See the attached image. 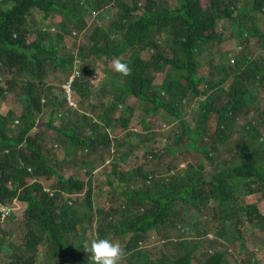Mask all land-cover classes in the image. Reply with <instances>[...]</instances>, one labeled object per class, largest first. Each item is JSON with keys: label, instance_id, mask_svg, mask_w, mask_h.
<instances>
[{"label": "trees", "instance_id": "1", "mask_svg": "<svg viewBox=\"0 0 264 264\" xmlns=\"http://www.w3.org/2000/svg\"><path fill=\"white\" fill-rule=\"evenodd\" d=\"M129 1L0 0V103L17 89L22 108L0 111V206L10 208L0 221V264H92L84 248L98 237L122 247L118 264L264 258V246L242 231L264 235V0ZM108 7L107 20L100 12ZM96 13L90 26L84 17ZM224 20L230 25L218 29ZM233 43L241 50L232 53ZM99 68L104 77L91 85ZM76 70L72 106L65 85ZM129 98L143 110L138 136ZM157 117L175 123L159 148L150 144L164 133H155ZM106 148L111 157L98 163ZM140 149L144 160L129 168ZM191 151L196 165L150 168L149 157L178 162ZM14 201L24 204L19 217ZM192 213L200 221H185ZM5 239L11 251L1 254Z\"/></svg>", "mask_w": 264, "mask_h": 264}, {"label": "rangeland", "instance_id": "2", "mask_svg": "<svg viewBox=\"0 0 264 264\" xmlns=\"http://www.w3.org/2000/svg\"><path fill=\"white\" fill-rule=\"evenodd\" d=\"M127 1H129V0H127ZM165 1H167L170 6H173L176 3L175 0H165ZM32 14L34 16V19L38 22V20L41 17L40 11H38L36 9H33L32 10ZM100 14L103 17H105V19L108 20L110 14H111L110 7L106 8L105 11H101ZM97 17L98 16H97V13H96V15H94V16H92V15L88 16L87 15L84 18L90 24V26H92L94 23L97 24L100 21V20H98ZM52 22H53L52 20H48V21H46V25H49L50 27H52L53 26L52 25ZM227 25H230V21L224 20V21L218 22L217 27H218V29L219 28H226ZM50 30L52 31L51 28H50ZM89 32H90V28H87L85 32H82L78 36V39L76 41H77V43L79 45H86V43L89 41L88 40V36H87V34ZM32 38H33V35L30 34L29 40H31ZM235 46H237L239 48V50H241L240 46H238L237 43H233L231 45V48H230V51L232 53L234 52L233 49H234ZM255 51H256V56H259L260 53L263 52L262 50L261 51L260 50L258 51L257 48H256ZM231 52L227 55V58H229L230 61L232 59L234 60V57L232 56ZM234 54L236 55L237 53H234ZM205 69H206V67L204 66L203 70H205ZM100 70H101L100 68L99 69H96L94 71V74H92L90 76V78L88 79V82L91 85L97 84L104 77V73L102 71H100ZM65 89H66V92H67V85L65 86ZM257 92H258V94L262 95V92L260 90L257 89ZM76 101H77V98L75 100H73L74 103H76ZM128 102H130L131 104L133 103V106L135 108V112L133 114V119H132V122L131 123H133V124L134 123H139L138 122V119H137L138 118L137 115H143V110H142L141 106L138 105V104H136V103H138V101L136 99L134 100L133 98H129V101ZM252 104H255V103L252 102ZM187 108L185 109V111H186V118H187V120L191 121V119L195 116L196 111H195V109H193L192 105H191V107H187ZM21 109H22L21 108V100L18 99V91H17V89H13L12 91L8 92L6 94V96H5V98L0 103V111L3 112V113L6 112L7 110H11V111H13L15 113H20L21 112ZM248 116L249 117H252L253 116V113L250 112ZM170 121H174V119H170V118L162 119L160 117H157V119L155 120V125H154V127L156 128L155 133L156 134L158 132H164V133L163 134L156 135V137H155L156 139H154L150 144L154 143L155 146H158V148H159V147H162V146L168 144L169 142H171L173 140L172 139V131L174 132V130L172 129L171 125L172 124H175V123H169ZM257 121H258V119L255 117L254 120H253V122L256 123ZM210 123L212 124V121ZM134 128H135L134 129L135 131H133V132H136L137 136L139 135L138 133L143 132V127L140 125V123L137 124V125H135ZM167 135H170V138L168 140L166 139V136ZM112 153L113 152H112V150L110 148H106V149H103V150H99L98 151V157L96 156L98 163H101V162L106 163L109 160V158L111 157ZM225 155H228V154H225ZM135 156H137V157H135ZM197 156L198 155H197V152L196 151H191V152H189L185 156L184 159H180L178 162H175V159H173L171 156L166 155V154H164V156L162 155V157H161L162 158V161H157L156 159L151 160L150 157L148 159H149V162L151 161L150 168L151 167H154L157 164L161 168H164L165 169V172H167L168 169L169 168H173L172 165L173 164H176V163H178V168H182V169L184 168V164L186 163V161H192V163L196 165L197 164ZM143 160H144L143 150L142 149L136 150L135 151V154L128 159V162L125 163V165L129 166V168H132V166L135 167L137 163H140ZM147 167H149V163L147 164ZM196 167H198V166H196ZM174 169H176V168H174ZM211 174H212V169L208 168L207 177H209ZM97 202L98 203L101 202V199L97 200ZM11 206L14 208L13 214L15 216L19 217L21 215L23 209H24V204L18 203L17 201H14L11 204ZM260 210L264 211V201L260 205ZM184 218H185V221H187L189 219L190 220H194L195 218L197 219L198 216L195 215V213H192V214L187 215ZM198 220L200 221V218H198ZM6 223H7V221H6ZM11 226H12V224H11ZM198 227H201V224H199ZM186 230L188 232H190V233H195V231L192 228V225H190V223H187L186 224ZM228 230H231V228L230 229L227 228L226 231H228ZM253 230H254V228H251L250 226H247V227L242 228V231L247 236L245 238L247 240V242L250 243V244H252V245H253V243H255V245H256L257 248L264 246V235L261 232L260 233L257 232V234L259 235V238L256 239L254 236L251 235L255 231V230L254 231ZM231 232H232L231 235H230L229 232H227V235L224 238V243L225 244H227L228 241H232L233 238L236 236V234L233 231H231ZM14 234H16V232ZM209 237L211 238L212 235H210ZM221 240H223V239H221ZM251 240H253L254 242L251 241ZM158 243L160 244L161 241H159ZM157 249L158 248L155 247V250H157ZM199 250L200 249H198L197 254L199 253ZM10 251H11V246H10V243H9V239H5V241L3 242V245H2L1 254H8V253H10ZM175 252H176V250H175ZM239 254L241 256V253H239ZM248 256H249V254L246 251L245 254H244V257H248ZM6 260H7V258H6ZM87 260H89V259H84L83 261H87ZM236 260H237V257H236ZM255 260L258 261L256 264H264V258H262L261 260H257V259H255ZM119 264H121V263H119Z\"/></svg>", "mask_w": 264, "mask_h": 264}, {"label": "clouds", "instance_id": "3", "mask_svg": "<svg viewBox=\"0 0 264 264\" xmlns=\"http://www.w3.org/2000/svg\"><path fill=\"white\" fill-rule=\"evenodd\" d=\"M114 67L124 74L129 71L126 64L119 60L114 62ZM84 249L90 254L89 260L92 264H118L123 255L122 247L106 238H94L89 242V246Z\"/></svg>", "mask_w": 264, "mask_h": 264}, {"label": "built area", "instance_id": "4", "mask_svg": "<svg viewBox=\"0 0 264 264\" xmlns=\"http://www.w3.org/2000/svg\"><path fill=\"white\" fill-rule=\"evenodd\" d=\"M78 75V71H74L73 74L69 77L68 81H67V92H66V89H65V92H66V96H67V100L69 102L70 105L74 106L75 103L73 102V100L71 99V89H70V86H71V83L73 81V78ZM65 85V86H66ZM0 211H1V218H0V221L1 219H3L5 216H7L10 212V208L7 207V206H0Z\"/></svg>", "mask_w": 264, "mask_h": 264}, {"label": "crops", "instance_id": "5", "mask_svg": "<svg viewBox=\"0 0 264 264\" xmlns=\"http://www.w3.org/2000/svg\"><path fill=\"white\" fill-rule=\"evenodd\" d=\"M111 150H112V148H111Z\"/></svg>", "mask_w": 264, "mask_h": 264}]
</instances>
